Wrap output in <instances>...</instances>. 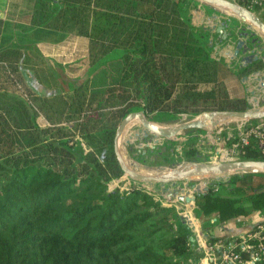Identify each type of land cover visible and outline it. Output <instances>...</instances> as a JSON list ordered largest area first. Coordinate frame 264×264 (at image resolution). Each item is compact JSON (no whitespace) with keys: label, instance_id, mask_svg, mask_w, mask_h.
<instances>
[{"label":"trees","instance_id":"trees-1","mask_svg":"<svg viewBox=\"0 0 264 264\" xmlns=\"http://www.w3.org/2000/svg\"><path fill=\"white\" fill-rule=\"evenodd\" d=\"M197 5L36 0L30 32L86 39L85 76L66 89L31 41L0 46V264H200L192 231L173 206L140 183L108 187L124 179L112 138L126 113L173 122L183 114L248 107L244 97L227 95L221 75L240 78L249 65L230 67L213 54L219 33L192 22ZM25 75L35 87L23 86ZM38 115L45 125L37 124ZM185 135L178 152L168 150L151 164L207 160L209 145ZM263 158L249 144L238 159ZM207 182L193 191L195 217L215 218L204 227L264 213V173Z\"/></svg>","mask_w":264,"mask_h":264},{"label":"water","instance_id":"water-1","mask_svg":"<svg viewBox=\"0 0 264 264\" xmlns=\"http://www.w3.org/2000/svg\"><path fill=\"white\" fill-rule=\"evenodd\" d=\"M204 7L211 9L212 14L207 18L208 21L214 23L217 14L222 13L226 17L219 21L215 30L217 33H222V38H225L227 32L223 28L227 27L228 20L237 18L244 22L247 26L255 27L264 37V22L252 11L241 6L234 0H195ZM214 24L211 25V29ZM249 46L243 40H236L233 42V54L238 52L242 55L240 61H245L243 65H249L250 71L243 75L242 82H254L257 89H264V62L259 68H251L258 60L256 54L246 55ZM261 49V47L259 48ZM252 59H250V57ZM263 67V68H262ZM263 69V70H262ZM253 94V89L245 88V91ZM264 117V108L248 107L244 110H209L203 111L196 115L190 116L186 119L182 118L180 121L165 124L150 120L145 117L141 110H134L126 113L118 122L113 138L112 149L115 159L122 171L123 177L128 178L134 182L143 183L145 185L158 184H173L175 182H201L209 180H217L226 178L234 174L243 173H264V159H236V160H216L213 161H183L175 166H131L125 162L124 156L121 152V136L125 127L136 121L143 131V136L150 135L153 142L158 139H172L179 133H191L195 130L209 131L213 127L223 125L224 121H232L237 119L252 120ZM126 142V141H125ZM124 142V143H125ZM217 153V150H214ZM179 199H181L179 197ZM185 201L193 202V195L183 198Z\"/></svg>","mask_w":264,"mask_h":264},{"label":"rangeland","instance_id":"rangeland-1","mask_svg":"<svg viewBox=\"0 0 264 264\" xmlns=\"http://www.w3.org/2000/svg\"><path fill=\"white\" fill-rule=\"evenodd\" d=\"M217 15L218 16L216 18L219 20L218 21L217 19L214 20L215 25L212 27L214 29L219 24V21L222 18L226 17L222 13H219ZM202 20H199V18H193V23L198 24L202 22V24L208 27V24L207 25L205 24V20L204 21ZM228 25L229 26L223 28L227 32L225 38H222L223 36L221 32H219V35L216 37L220 46L219 48L216 47L214 49L215 50L213 53L214 55H216L217 57L218 56L223 57L224 60L226 61L228 57L227 55L230 53V51H232L233 42H235L237 39H242L243 41H245V39H243V36L241 37L240 33H238V32H241V33L249 34L251 37H253L254 40H256V44L260 45L261 47V49H259L258 55L264 56V37L255 27L247 26L244 22L239 21L237 18H231L230 20H228ZM53 34H56V33H53ZM43 36H44V32L41 31L39 33L33 34L32 32H30L29 28L25 27L24 24H20V23L15 24L14 22H11L10 18H7L6 20H4L2 28H1L0 46H24V44L28 42L29 39H31L32 41L41 40L43 39ZM47 37H51V36H47ZM249 47L256 50V47L254 45H251ZM50 53H52L50 58L53 59L51 60L52 63L50 65L52 69L54 70V72L57 74L58 79L60 80L59 82L60 87L66 89L68 88L67 83H74L77 80L82 79L80 75L86 69V65H85L86 64V42L85 40L75 39V40L69 41L56 52L52 51ZM262 62H264V60H258L257 62H255V64L251 66V68L253 67L259 68L262 65ZM229 65L230 67H232L231 64ZM72 78L74 79L71 80ZM23 79H24L22 80L23 86L25 84V87L27 90L29 89V87H35L34 82L31 80V78L28 75H27V78L25 75ZM221 83L223 87L225 88V91L229 97L231 98L244 97L247 101L252 96L255 97L258 93L259 95H261V93L264 91V89H260V88L257 89L254 82H250L249 84L246 82H242L241 78H238L229 72L225 73L224 75H221ZM25 87L23 88L25 89ZM245 88H248L249 90L253 89L254 93L249 94L248 90L245 91ZM6 90L7 92H10L12 94L18 93L17 86L10 87L8 86V84H6ZM188 117L190 116L183 114V115L178 116L173 122H160V123L170 124V123L180 121L182 118L186 119ZM36 120H37V123L41 126L46 124V122L43 120V118L40 115L36 117ZM153 121H156V120L153 119ZM225 122L227 121H224L221 123H225ZM142 132L143 131L140 130V126L138 125L137 122L131 124L130 126L127 127V130L125 131L123 145H121V152L123 156L130 158V160L134 162L133 166L135 167L159 166V165L151 164V161L153 158L160 157V156L168 157L170 155V153L168 154V150H170L171 153H173V151H175L174 153L178 152L177 150L181 148V146L184 143V140L187 139L185 135L187 133H183V132L179 133L174 138L170 139L171 145L169 147H166L167 142L165 140L167 139H158V141L154 143L152 136L150 135L143 136ZM193 133L194 132L188 133L191 136L192 135L196 136V138L192 136L191 139L195 138L196 143H201V139H199L200 138L199 136L204 135V134L199 131L195 132L196 134H193ZM172 149L174 150L171 151ZM201 150H202V153L205 152L203 151L204 150L203 148ZM208 151L206 152L207 160L205 161H213L214 158L212 157L211 154H209ZM183 161L184 160H180L177 162H173L172 164H161V165L175 166ZM123 178H124L123 181H121L120 179L112 180L111 182L108 183V187L110 188L114 186H119L120 188L124 189L125 186L128 185V183H127V179L125 177ZM119 180L121 182H119ZM190 183L191 182H189V185H191ZM199 183L200 185H205L208 182L205 181L204 183H201V182ZM152 185L156 193H160L162 197H165L166 199L173 198L172 196L168 195V193L171 191L170 189H168L167 191H163L159 189L161 184L154 183ZM177 186H180V185L177 184ZM199 217L200 216H198L197 218ZM202 225L205 226V222H202Z\"/></svg>","mask_w":264,"mask_h":264},{"label":"built area","instance_id":"built-area-1","mask_svg":"<svg viewBox=\"0 0 264 264\" xmlns=\"http://www.w3.org/2000/svg\"><path fill=\"white\" fill-rule=\"evenodd\" d=\"M234 1L255 13L264 22V0ZM247 103L248 107L264 108V91L261 95L258 93L255 97L252 96ZM198 131H193V134ZM203 134L199 136V139H201V143L205 141L209 145L208 152L216 160H236L243 152V148L249 144H253L259 153L264 156V117L252 120L237 119L227 121L222 126L213 127ZM192 136L196 138L195 135ZM214 150H217V153H214ZM126 179L128 185L124 189H127L131 184L139 186L138 182ZM177 184L180 186H177ZM190 184L189 182L161 184L159 189L163 191L170 189L171 191L168 195L172 196V199H166L160 193H156L152 184H143V187L148 193L159 196L161 204L173 206L178 217L190 227L193 239L201 251L199 263L253 264L257 260H263L264 216L241 234L225 239L221 237L210 239L207 236L209 233L204 231V226L201 228L196 223L193 213V202L183 199L186 196L193 195L194 189L200 185L199 182ZM249 241H253V244L249 245Z\"/></svg>","mask_w":264,"mask_h":264},{"label":"crops","instance_id":"crops-1","mask_svg":"<svg viewBox=\"0 0 264 264\" xmlns=\"http://www.w3.org/2000/svg\"><path fill=\"white\" fill-rule=\"evenodd\" d=\"M35 2L36 0H0V20L2 21V25L4 20L10 18L11 22H14L15 24L20 23V24H24L26 28H31V25L29 23V18H31L32 8ZM197 6L199 7L191 9L192 22H193V18H199V20L204 19L206 25L212 24L213 22L207 20V18L212 14V11H209L206 7H204L199 3ZM218 20L219 19H217V21ZM198 24H202V22ZM45 30L47 29L45 28ZM53 33H44L43 39L41 40L32 41L31 39H29V41H31V46L36 48L37 53H39L43 57V59L49 64H51L52 63L51 60H53L50 58V56L52 55V53L50 52L52 51L56 52L57 50L62 48L67 42L75 39L77 40L83 39L86 42V39L84 37L69 35V34L63 35L61 33H56V34ZM46 34L47 36H51V37H47ZM0 36H1V30H0ZM84 73L85 70L80 75L82 79L85 76ZM73 79L74 78H72L71 80ZM31 80L33 81L32 76H31ZM263 216L264 213L255 210L245 216H238L227 219L223 222L213 223L208 227H204V231H207L213 237L229 238L245 232L246 230L251 228L256 222H258ZM214 220L215 218L213 216H210L207 219L197 218L196 223L199 227L203 228L202 226L204 225H202V222L212 223L214 222Z\"/></svg>","mask_w":264,"mask_h":264},{"label":"flooded vegetation","instance_id":"flooded-vegetation-1","mask_svg":"<svg viewBox=\"0 0 264 264\" xmlns=\"http://www.w3.org/2000/svg\"><path fill=\"white\" fill-rule=\"evenodd\" d=\"M228 23V22H227ZM213 24V23H212ZM212 24H208V29L210 30V31H216L214 28L213 29H211V25ZM214 25H215V23H214ZM227 26H229V25H227ZM238 33H240V35H241V37L243 36V39H245V42H246V44L248 45V46H251V45H254L255 47H256V50L255 49H253V48H250L249 47V49L246 51V55H253L254 56V54H256V56L258 57V58H261V59H263V56H261V55H258L259 54V48H260V45H258V44H256V40H254L253 39V37H251L249 34H246V33H241V32H238ZM237 33V34H238ZM238 40V39H237ZM239 40H242V39H239ZM228 57H227V59H226V61H227V63H230L231 65H232V67H237V66H245V65H243V63H245V61L243 62V61H240V57L242 56V55H240V53L238 52L236 55H234L233 54V51H230V53L227 55ZM253 56H251L250 57V59H252V57ZM235 59V60H234ZM263 68V67H262ZM263 70V69H262ZM155 143V142H154Z\"/></svg>","mask_w":264,"mask_h":264},{"label":"bare ground","instance_id":"bare-ground-1","mask_svg":"<svg viewBox=\"0 0 264 264\" xmlns=\"http://www.w3.org/2000/svg\"><path fill=\"white\" fill-rule=\"evenodd\" d=\"M133 123H136V121H134V122H131V124H133ZM130 123L125 127V129H124V131H123V134H122V136H121V139H120V141H121V144L123 143V140H124V137H125V131L127 130V127L128 126H130L131 125ZM126 140V139H125ZM124 159H125V162L128 164V165H133L134 164V162L133 161H131L130 160V158H128V157H124ZM139 167V166H138Z\"/></svg>","mask_w":264,"mask_h":264}]
</instances>
